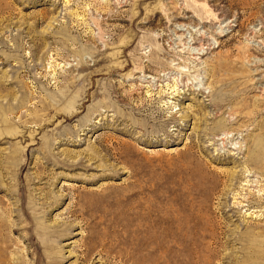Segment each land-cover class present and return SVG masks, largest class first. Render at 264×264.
<instances>
[{
	"label": "rangeland",
	"instance_id": "1",
	"mask_svg": "<svg viewBox=\"0 0 264 264\" xmlns=\"http://www.w3.org/2000/svg\"><path fill=\"white\" fill-rule=\"evenodd\" d=\"M0 264H264V0H0Z\"/></svg>",
	"mask_w": 264,
	"mask_h": 264
}]
</instances>
